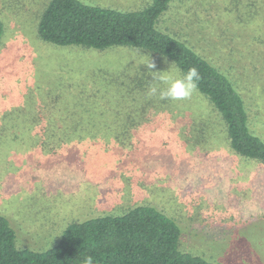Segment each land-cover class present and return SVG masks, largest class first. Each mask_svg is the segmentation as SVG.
Segmentation results:
<instances>
[{"label":"rangeland","instance_id":"1","mask_svg":"<svg viewBox=\"0 0 264 264\" xmlns=\"http://www.w3.org/2000/svg\"><path fill=\"white\" fill-rule=\"evenodd\" d=\"M80 1L120 12L151 3ZM47 2L0 0V215L13 228L16 246L44 252L70 223L143 205L176 222L182 252L213 264H264V165L229 150L221 123L194 93L131 130L128 147L51 154L38 146L32 123L47 117L52 104L115 109L128 102L115 98L123 96L116 79L141 67L149 71V60L154 72L171 64L128 47L96 51L44 43L35 26ZM183 2L161 17L157 30L198 43L212 64L237 49L256 59L251 92L264 109V0ZM252 129L264 139V120L255 118ZM111 135L97 137L109 142Z\"/></svg>","mask_w":264,"mask_h":264},{"label":"trees","instance_id":"2","mask_svg":"<svg viewBox=\"0 0 264 264\" xmlns=\"http://www.w3.org/2000/svg\"><path fill=\"white\" fill-rule=\"evenodd\" d=\"M183 1L151 0L142 9L120 12L88 6L80 0H48L38 15L35 31L39 40L54 46L96 51L128 47L151 59L175 62L182 72L195 67L201 79L194 95L207 104L221 123L219 132L229 150L264 165V139L252 129L255 118L264 120L258 96L251 92L256 85V59L237 49L236 55L227 53L222 62L212 64L198 43L185 39L187 45L157 30L161 17ZM3 32L0 21V40ZM130 72L124 80L116 79L119 85L114 86L123 94H116L115 98L125 99L129 106L124 108L127 103L120 102L124 105L97 111L89 104L69 108L52 104L47 117L36 118L32 123L38 146L51 154L66 153L68 149L87 153V149H81L83 146H130L131 130L162 111L168 112L172 105L171 100L161 99L158 93H149L153 84L164 88L153 68ZM105 132L112 133L109 142L97 137ZM180 238L181 231L173 219L154 208L138 205L119 214L70 223L54 247L34 252L16 246L13 228L0 215V264H84L86 257H91L93 264H213L182 252Z\"/></svg>","mask_w":264,"mask_h":264},{"label":"clouds","instance_id":"3","mask_svg":"<svg viewBox=\"0 0 264 264\" xmlns=\"http://www.w3.org/2000/svg\"><path fill=\"white\" fill-rule=\"evenodd\" d=\"M146 66L149 69L155 67L154 63L150 60ZM153 73H162L155 78L165 84L166 87L160 88L158 84H153L149 88V93L151 95H157L158 93L161 99L171 101L190 98L198 90V82L201 79L200 73L195 67L189 68L186 72H182L175 62L170 64L167 71ZM84 264H93L92 258L86 257Z\"/></svg>","mask_w":264,"mask_h":264}]
</instances>
